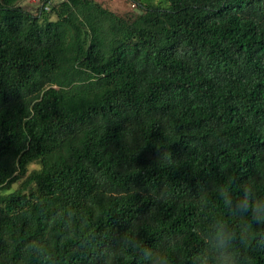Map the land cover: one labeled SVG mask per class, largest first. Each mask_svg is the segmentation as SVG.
<instances>
[{
  "label": "trees",
  "instance_id": "obj_1",
  "mask_svg": "<svg viewBox=\"0 0 264 264\" xmlns=\"http://www.w3.org/2000/svg\"><path fill=\"white\" fill-rule=\"evenodd\" d=\"M20 1L0 0V264H41L29 241L54 264H137L134 239L189 255L201 202L244 223L215 186L264 196V0Z\"/></svg>",
  "mask_w": 264,
  "mask_h": 264
},
{
  "label": "clouds",
  "instance_id": "obj_2",
  "mask_svg": "<svg viewBox=\"0 0 264 264\" xmlns=\"http://www.w3.org/2000/svg\"><path fill=\"white\" fill-rule=\"evenodd\" d=\"M215 196L228 216L244 218V223H230L223 216L210 211V202H201L198 211L207 218L206 227L194 229L202 245L189 255H183L182 248L175 240H169V249L157 253L143 241L125 240L127 250L133 251L137 264H174L173 255H179L182 264H254L251 256L245 254L256 241L252 232L253 225H264V196L258 195L257 186L251 182L239 183L236 188L222 184L215 186ZM66 217L74 218L72 212ZM72 226L62 223L59 239L71 237ZM83 244V240L80 241ZM173 245H175L173 247ZM34 255L41 259V264H54L50 251L44 245L29 241Z\"/></svg>",
  "mask_w": 264,
  "mask_h": 264
},
{
  "label": "rangeland",
  "instance_id": "obj_3",
  "mask_svg": "<svg viewBox=\"0 0 264 264\" xmlns=\"http://www.w3.org/2000/svg\"><path fill=\"white\" fill-rule=\"evenodd\" d=\"M54 1H58V0H54ZM95 1L101 3L103 6L121 15H125V14L136 15L140 13L141 12V7L139 6L140 1L154 3V4H161L164 7L167 6L166 0H95ZM20 4L24 8L36 14L38 7L40 6V0H21ZM49 16L52 19L55 18L54 13H50ZM38 167H40V163L38 161H35L30 164L29 170H32ZM20 184H21V181L14 183L12 185V189H16L20 187Z\"/></svg>",
  "mask_w": 264,
  "mask_h": 264
},
{
  "label": "built area",
  "instance_id": "obj_4",
  "mask_svg": "<svg viewBox=\"0 0 264 264\" xmlns=\"http://www.w3.org/2000/svg\"><path fill=\"white\" fill-rule=\"evenodd\" d=\"M58 1H65V0H58ZM49 3H51V1H49ZM49 8V6H46V9H48Z\"/></svg>",
  "mask_w": 264,
  "mask_h": 264
}]
</instances>
